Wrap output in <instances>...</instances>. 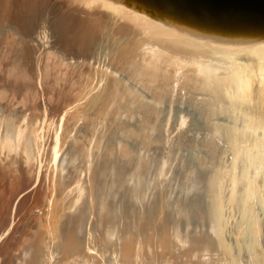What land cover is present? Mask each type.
Masks as SVG:
<instances>
[{
	"label": "bare ground",
	"instance_id": "obj_1",
	"mask_svg": "<svg viewBox=\"0 0 264 264\" xmlns=\"http://www.w3.org/2000/svg\"><path fill=\"white\" fill-rule=\"evenodd\" d=\"M96 52L106 67L0 31V179L15 159L25 172L36 153L52 161L45 209L1 263L264 264V67L184 84Z\"/></svg>",
	"mask_w": 264,
	"mask_h": 264
},
{
	"label": "water",
	"instance_id": "obj_2",
	"mask_svg": "<svg viewBox=\"0 0 264 264\" xmlns=\"http://www.w3.org/2000/svg\"><path fill=\"white\" fill-rule=\"evenodd\" d=\"M0 31L74 64L106 67L91 58L112 46L184 84L237 80V68L256 81L264 67V0H0Z\"/></svg>",
	"mask_w": 264,
	"mask_h": 264
},
{
	"label": "rangeland",
	"instance_id": "obj_3",
	"mask_svg": "<svg viewBox=\"0 0 264 264\" xmlns=\"http://www.w3.org/2000/svg\"><path fill=\"white\" fill-rule=\"evenodd\" d=\"M42 103H43V98L41 97L40 98V104L42 105ZM50 105H51L50 106V111H51L50 113L52 116L50 117L49 132L52 131L51 129L53 127V122L57 118L56 115H59L61 112L60 109H62L61 108L62 105L59 106V104H57V103H52ZM49 146H50L49 136H47L46 137V144L44 145V142L43 143L41 142V145L39 148H40V150H42V148L47 149ZM44 160H45V156H44L43 162L41 164V162H39V159H38V153H36L35 159L32 163L33 164L32 167L30 168V170H27V172H25V169H24L25 167L22 168L21 167L22 165L20 163H18V160L15 159V161L12 162V167H11L15 171V172H13L12 178H11V176L8 175L7 177L0 179V184H1L0 185L1 186L0 191H2V190L4 191L2 196H0V200H1L0 206H2L1 212H0V222H1L0 223V257H2V258L0 259V263L3 260V258L4 259L6 258L5 260L8 259L7 260L8 262H12L13 258L15 256H17V254H19L18 250L14 249V248H16V246H18L17 242H19L20 238L22 237V234L24 236L27 233L28 227L26 228L25 225L28 226L27 224L29 222H31L30 217L37 215L36 213H38V214L41 213V211L45 209V205H42L41 200L43 199V197L45 196V193L47 191L46 189L48 186L46 185V181H47L46 179H47L48 173H50V171L52 170V161H51V159L48 161L45 160V162H46L45 163ZM3 164L4 163L1 162L0 167L1 166L4 167ZM40 164H41V166L44 167L42 170L44 172V178L41 182L38 181V171H39ZM22 170L24 171V174H23ZM22 175H23V177H22ZM51 176H52V174H51ZM21 177L23 178V180L21 179ZM38 182H39V184H37ZM11 183L13 184L12 186H14V188L11 186L13 191L12 192L10 191V193L6 194L7 191L10 190ZM23 183L25 184V188L21 189V187H23L21 184H23ZM37 187H38V189H36ZM29 193H30V195H29ZM20 196H24L25 198L20 197ZM38 197H40V198H38ZM12 202L16 206H13ZM18 202H20L21 204ZM5 203L8 205H6ZM16 203H18L19 206ZM32 205H33V207H32ZM34 205L36 207H34ZM31 207H32V209H31ZM27 208H29L28 211H27ZM4 210H6V211H4ZM32 211L34 213H32ZM3 212H4V214H3ZM17 217H18V219H17ZM27 219H29V220H27ZM23 221L25 222V224ZM22 225L24 228H22ZM24 229L26 231H24ZM14 234H15V236H14ZM13 237H14V239H13ZM12 240H13V242H12ZM6 244H7V246H6ZM7 248H8V250H7ZM14 252H17V254L15 255ZM1 254H2V256H1ZM5 254L7 255V257L5 256Z\"/></svg>",
	"mask_w": 264,
	"mask_h": 264
}]
</instances>
